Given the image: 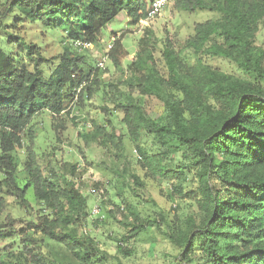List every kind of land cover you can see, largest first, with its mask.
I'll return each mask as SVG.
<instances>
[{
    "label": "trees",
    "instance_id": "16d2710c",
    "mask_svg": "<svg viewBox=\"0 0 264 264\" xmlns=\"http://www.w3.org/2000/svg\"><path fill=\"white\" fill-rule=\"evenodd\" d=\"M152 1L5 0L0 3V34L26 23L41 24L60 29L65 41L82 40L96 46L103 28L122 11L137 25L146 17ZM173 2L175 10L219 14L216 20L195 24L194 35L186 39L185 46L194 55L236 62L245 78L205 65L189 78L180 72L183 66L178 54L166 42L165 78L149 65L151 57L138 58L128 66L137 79L139 93L163 105L164 120L149 118L131 96L118 109L136 150L155 175L183 178L179 170L162 167L160 155L147 156L141 150L143 133L163 145L176 144V151L195 159L203 186V216L198 226L178 238L170 237L182 251L175 264H264V50L253 45L257 27L264 22V0ZM9 17L12 21L7 23ZM18 41L26 62L8 52L11 41L0 43V193L29 207L25 195L31 190L36 201L50 211V218L43 216L30 226L34 233L63 245L76 259L57 264H94L93 240L79 237L71 229L87 217V199L60 171L51 169L48 176L44 175L36 163L35 135L28 127L40 112L55 117L66 114L84 92L91 93L98 70L94 67L85 73L80 67L83 59L65 49L46 79L40 68V48ZM126 55L115 42L109 59L118 67ZM24 136L29 140L23 168L27 182L21 188L12 152L24 145ZM12 223L0 224V242L13 237ZM139 231L138 225L131 226L121 241L127 243ZM30 238L23 236L21 242L29 243ZM197 247L199 255L194 260ZM117 249L124 251L121 246ZM4 250L0 264H9L6 259L11 255ZM25 250L31 258L40 259L27 247Z\"/></svg>",
    "mask_w": 264,
    "mask_h": 264
},
{
    "label": "rangeland",
    "instance_id": "374dc122",
    "mask_svg": "<svg viewBox=\"0 0 264 264\" xmlns=\"http://www.w3.org/2000/svg\"><path fill=\"white\" fill-rule=\"evenodd\" d=\"M173 4L172 0L151 22L141 21L137 25L122 11L103 28L98 44L81 52L65 44L66 35L60 29L41 24L26 23L0 34L1 44L11 41L8 52L25 62V52L18 40L38 46L42 58L40 68L46 79L65 49L83 59L80 67L85 73L96 67L109 42H119L127 54L118 67L108 59L104 70L98 71L97 79L91 84V93L84 92L82 99L66 114L55 117L46 111L40 112L28 127L35 135L36 163L44 175L48 176L51 169L60 171L87 199V217L71 229L79 237L93 240L94 264H175L182 251L170 237L178 238L189 228L198 226L203 216V186L192 156L176 151V144L163 145L152 135L143 133L141 150L147 156L160 155L162 167L179 170L183 175V178L165 179L155 175L136 150L119 104L131 96L149 118L158 122L164 120L165 111L156 98L139 93L135 87L137 79L128 71V66L138 58L151 57L149 65L165 78L163 49L168 42L183 66L180 72L189 78L196 76L200 65L245 78L236 62L194 55L185 46L186 39L194 35L195 24L216 20L219 14L207 10L183 12L175 10ZM11 21L9 17L7 23ZM253 42L255 47L264 50V22L258 25ZM23 138L24 145L12 152L18 164L21 188L27 182L23 168L29 146L27 137ZM0 199L3 200L0 224L10 221L14 224L13 237L0 242V254L5 248V254L11 255L6 259L9 264L76 261L63 245L31 230L30 224L50 216V211L36 201L31 190L25 195L29 207L21 206L18 199L4 192L0 193ZM95 207L99 214L93 216L91 211ZM133 225L140 227L138 235L123 243L121 240ZM27 235L31 241L21 242ZM118 246L124 251H118ZM25 247L40 259L31 258ZM195 254L194 260L199 255L198 247Z\"/></svg>",
    "mask_w": 264,
    "mask_h": 264
},
{
    "label": "built area",
    "instance_id": "2783aa9c",
    "mask_svg": "<svg viewBox=\"0 0 264 264\" xmlns=\"http://www.w3.org/2000/svg\"><path fill=\"white\" fill-rule=\"evenodd\" d=\"M172 0H153L150 4V8L147 12L146 17L141 20L142 22H151L152 20L156 19L161 11L168 5L169 2ZM140 21V22H141ZM65 44H69L74 50L81 52L84 50H89L93 48L94 45L91 43L82 41V40H75V41H66ZM114 43L109 42L105 48V54L97 61L96 68L98 71H102L105 68V63L109 59V53L113 49ZM79 91V90H78ZM93 216L99 214V209L97 207L93 208L91 211Z\"/></svg>",
    "mask_w": 264,
    "mask_h": 264
}]
</instances>
